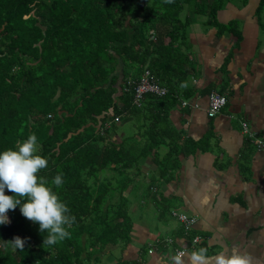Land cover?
Masks as SVG:
<instances>
[{
	"label": "trees",
	"instance_id": "1",
	"mask_svg": "<svg viewBox=\"0 0 264 264\" xmlns=\"http://www.w3.org/2000/svg\"><path fill=\"white\" fill-rule=\"evenodd\" d=\"M229 1L0 0V152L35 133L39 154L48 159L40 175L51 182L62 174L55 190L76 218L70 238L43 246L47 233L39 224L19 206L10 210V223L0 225V264H99L130 241L133 220L123 201L144 175L143 160L156 153L157 166L147 173L155 184L174 176L179 155L200 144L182 142L167 119L181 93L192 91L186 82L194 71L191 14L216 25ZM147 69L169 92L146 94L139 106L133 82ZM133 117L140 138L118 141L119 122ZM17 236L23 249L11 243Z\"/></svg>",
	"mask_w": 264,
	"mask_h": 264
},
{
	"label": "crops",
	"instance_id": "2",
	"mask_svg": "<svg viewBox=\"0 0 264 264\" xmlns=\"http://www.w3.org/2000/svg\"><path fill=\"white\" fill-rule=\"evenodd\" d=\"M261 5L262 0H230L213 26L207 24V15L191 14L187 44L194 71L186 82L192 91L190 97L181 93L167 119L182 142L198 141L199 147L182 152L175 175L155 184L147 173L157 166L156 153L143 160L144 175L126 192L132 200L131 239L113 249L120 248V259L108 251L113 255L104 254L101 264H172L179 249L207 247L214 256L233 246L264 264V149L250 141L251 134L264 140ZM123 68L121 61L118 74ZM213 90L224 93L227 104L211 118L206 110ZM243 122L249 124V132ZM168 147L160 146L161 157ZM173 210L197 217L190 233L184 232ZM196 236L200 241L194 245ZM169 238L174 242L168 243Z\"/></svg>",
	"mask_w": 264,
	"mask_h": 264
},
{
	"label": "clouds",
	"instance_id": "3",
	"mask_svg": "<svg viewBox=\"0 0 264 264\" xmlns=\"http://www.w3.org/2000/svg\"><path fill=\"white\" fill-rule=\"evenodd\" d=\"M39 153L35 133L0 152V225L10 223L8 212L19 206L26 219L39 224L41 233H47L43 246H52L70 238L68 229L76 218L70 215L69 207L55 190L62 186V174H57L51 182L40 175L48 159ZM6 189L13 194L7 195ZM11 243L15 248L25 247V240L19 236ZM171 260L172 264H259L257 257L239 246L225 248L214 256L209 255L207 247H199L178 252Z\"/></svg>",
	"mask_w": 264,
	"mask_h": 264
},
{
	"label": "built area",
	"instance_id": "4",
	"mask_svg": "<svg viewBox=\"0 0 264 264\" xmlns=\"http://www.w3.org/2000/svg\"><path fill=\"white\" fill-rule=\"evenodd\" d=\"M135 83L134 87V103L136 105L141 106L142 100L146 94H152L157 97H164L168 94L169 90L167 87L161 85L159 80L153 75L151 70L147 69L144 74L142 75L141 79L138 80ZM187 101H182L183 105H186ZM227 104V97L224 93L219 92L217 90H213L209 94V104L207 107V115L211 118L215 117ZM243 129L245 132H249V124L247 122L242 123ZM255 135L251 134L250 141L254 143V145L258 149H264V140L262 138L254 137ZM173 215L177 217L185 229V233H189L191 229L193 228L194 224L197 221V217L189 216L186 213H179L175 210H173ZM196 241L198 243L200 241V237L196 236L194 237L193 241ZM168 242H174L172 238L168 239ZM185 249H179L176 251V254L178 252H183Z\"/></svg>",
	"mask_w": 264,
	"mask_h": 264
},
{
	"label": "rangeland",
	"instance_id": "5",
	"mask_svg": "<svg viewBox=\"0 0 264 264\" xmlns=\"http://www.w3.org/2000/svg\"><path fill=\"white\" fill-rule=\"evenodd\" d=\"M128 17H130V16H128ZM128 19V18H127ZM127 19L125 20L126 22H127ZM127 25V24H126ZM117 73H119V72H117ZM120 93V92H119ZM138 119H140V118H138ZM131 120V121H130ZM129 121H127V122H120V124H119V126H118V128H117V132H116V134H115V137H117V139H118V141L120 140V141H122L123 139H124V137H126L127 138V136L128 135H134L135 133H137L138 132V129L136 128V125L135 124H133L132 122H133V120L134 121H136V123H137V119L135 118V117H133V118H131ZM138 123L139 124H143V121L142 120H138ZM139 136V135H138ZM128 139V138H127ZM127 142H129V139H128V141ZM123 203H125L126 204V206H128V207H131V205H130V203H132V200H131V198H129V199H125L124 201H123ZM137 216H139V214L137 215ZM134 218V217H133ZM128 241H124V242H121L120 243V246L119 247H123L126 243H127ZM119 247H117L115 250H113V252H115L114 254H115V256H116V258L117 259H120V248ZM107 256L108 255H111V253H105ZM113 255V254H112ZM111 255V256H112ZM103 258V257H102ZM107 258V257H106ZM105 258V259H106ZM100 260H102V259H100ZM99 264L101 263V261H99L98 262Z\"/></svg>",
	"mask_w": 264,
	"mask_h": 264
},
{
	"label": "water",
	"instance_id": "6",
	"mask_svg": "<svg viewBox=\"0 0 264 264\" xmlns=\"http://www.w3.org/2000/svg\"><path fill=\"white\" fill-rule=\"evenodd\" d=\"M129 21H130V17H128L126 24H128V23H129Z\"/></svg>",
	"mask_w": 264,
	"mask_h": 264
}]
</instances>
